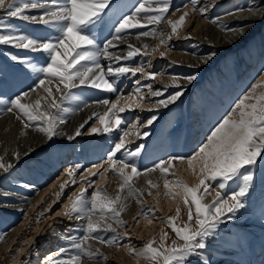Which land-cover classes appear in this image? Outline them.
I'll use <instances>...</instances> for the list:
<instances>
[{"label": "snow or ice", "instance_id": "1", "mask_svg": "<svg viewBox=\"0 0 264 264\" xmlns=\"http://www.w3.org/2000/svg\"><path fill=\"white\" fill-rule=\"evenodd\" d=\"M190 4L192 12L201 14L207 12V7H197L200 0H190ZM171 7L172 0H139L128 12L124 10L125 5L122 0H19V2L0 0V11L5 13L0 16V46H11L18 50H27L29 53L42 54L37 57L8 54L9 59L19 66V71L35 77V86L30 87L29 91L16 95L14 99L5 100L0 97V105H8L6 111L14 113L16 119L22 120L24 129L34 127L48 140L66 135L58 130L65 122L62 114L70 111L69 108L64 107L65 103L91 107L86 101L81 100L73 89L83 86L107 93H118V81L121 77L129 74L137 76L141 73L148 79H155L157 73H146L143 66L132 67L121 65L119 62L131 61L141 54L151 57L157 50V48L149 50L147 44L136 47L129 43L127 36L130 30H137L135 33L137 40L142 37H158L160 43L165 45L174 36L179 35L178 29L185 24L186 17H189L190 13L184 11L177 20H172L169 18ZM238 11H248L264 18V5H254ZM30 12L38 14H28ZM229 15L236 16L235 13ZM13 18L44 26L46 35L33 37L20 33L11 23ZM218 20L219 18L214 19L212 23H217ZM165 21L171 26L167 40L163 38L164 32L157 31L156 27L150 28ZM249 26L242 23L228 30L244 35L245 29ZM221 27L227 28V25L221 24ZM104 32H107L108 36H104ZM121 44L127 45L126 52L111 51ZM215 56L216 53L211 52L208 59ZM102 60L117 62V65L109 63L105 66L101 63ZM195 79H197L195 74L183 77L185 83H191ZM180 80V77L171 78V85H166L165 89L171 86L177 91L166 99H159L157 101L159 107L166 108L183 95L182 89L185 84ZM136 84L134 91L136 96H140L139 101H136L134 96L124 97L118 93L115 102L110 103L107 98L98 102L104 107V111H94L88 120L95 117L102 127H91V133H111L113 128L120 129L124 121L119 114L124 113L126 109L141 108L142 88L139 86V80ZM146 87L152 97L164 96L163 90H153L151 84H147ZM33 96L36 97L34 100ZM122 99L125 104L119 106ZM129 100L134 102L128 103ZM148 110L153 111L152 108ZM156 119L157 117L153 115L147 120V125H151ZM88 120L81 123L74 134L67 135V138L71 140L82 135L81 130L85 128ZM133 129H136L135 125L133 128L122 130L123 134L109 149L104 163L93 165L96 171L92 168L87 170L91 176L101 180L104 179L105 172L111 171L116 175L120 181L116 195H110L106 188L96 186L89 199L86 198L87 188H81L71 199L70 206H65L64 210V215L70 219L75 216L85 221L84 234L74 243L78 254L68 255V250L61 248L47 258V264H83L84 257L90 260L102 257L106 261L107 256L99 248H93L88 243L90 240L110 247H127L130 254L138 259L146 258L150 264H186L190 257L195 256L199 259L197 250L206 247V238L213 234L225 218L232 219L238 210L245 207L244 198L252 185L254 168L258 161L264 164V159H261L264 156V75L209 129L203 141L187 158L173 156L141 172L133 158L140 156L144 145L138 144L135 149H130L126 142ZM21 134L27 135L26 132ZM134 134L139 137V130L136 129ZM143 135L147 136L148 133L145 132ZM15 156L19 159V152H16ZM185 160L194 174L198 169L199 183L195 187H189L180 179L173 182L167 178L170 169L175 167L174 162L183 163ZM12 167L11 163H7L4 157L0 156V169L7 172ZM78 167H70L66 170L67 175L72 178V184L77 182ZM157 171L164 177L163 185L168 189V195H177L172 192L173 187L183 190V202L187 206V222L183 226L176 223L180 217V209L177 208L176 216L167 218V223L177 239L172 240L171 245H168V233L161 230L159 241L153 237L137 252L130 245L120 244L118 228L125 227L127 222L122 219V213L128 208L126 203L128 197L122 194L127 191L128 196H138V203L142 202L144 190L136 188L134 181L142 175L147 177ZM81 179L89 187L95 185V181L88 176ZM230 181L237 184V189L229 193ZM211 182H217L219 191L215 192L211 203H204V195L198 193L203 189V194H210ZM67 183L66 181L65 184ZM146 183L148 195L152 194V189L159 187L158 181L150 178ZM64 186L61 185V188ZM147 211H151L153 218L155 217V210ZM147 211L144 214L145 219H148ZM109 232L113 235L106 239L103 234ZM124 235L128 236L130 233L125 230ZM63 256L68 258L61 259ZM204 264L208 262L205 260Z\"/></svg>", "mask_w": 264, "mask_h": 264}, {"label": "rangeland", "instance_id": "2", "mask_svg": "<svg viewBox=\"0 0 264 264\" xmlns=\"http://www.w3.org/2000/svg\"><path fill=\"white\" fill-rule=\"evenodd\" d=\"M138 2L139 0H122L126 12L130 11ZM247 3L248 0H225L223 3H215L207 14L208 20L212 22L214 19H220L228 12H236L241 7H246ZM188 4H190V0H172L169 16L174 11H177V9L180 10ZM206 6L208 5H204V7ZM4 14L3 11H0V16ZM28 14L38 13L30 12ZM11 23L15 25L19 31L21 29L26 30L28 35L34 37H43L46 35V30L42 25L31 24L15 18L11 19ZM165 23L166 21L161 22L158 26H150V28L156 27L157 31L164 32L165 36L163 38L167 40V33L171 31V26ZM219 23L220 21L215 24L221 26ZM231 26L232 25L229 24L225 29L227 30L228 28L234 27ZM263 31L264 25L263 28L254 31L252 35L243 42L242 46L230 48L223 53L216 62L212 63V65L203 71L202 75L194 84L182 89L183 95L175 103L169 104L166 108L153 109V111L145 109V111L142 112L139 119V128L142 134L139 137L132 138V143L129 142L131 144L127 142V146L130 149H135L138 144L144 145L140 156L133 158L141 172L173 156L187 158L193 154L197 145L203 141L209 129L227 114L230 109L234 107L235 103L250 90L251 86L264 75ZM136 32L137 30H130L127 36L129 43L136 47H142L143 44H147L149 45V50L157 48L155 40L158 39V37H142L140 40H137L135 37ZM179 33H181V31H179ZM103 35L108 36V33L104 32ZM181 35L182 36H174L168 41L167 48L179 53L186 52L197 57L206 56L211 53L210 44L203 39L193 37L189 35L188 32L183 31ZM257 37L260 38L258 39ZM253 43H255L256 47L252 50L251 44ZM120 48L123 49L124 46L122 47L120 45L118 48L111 49V51L115 52L121 50ZM126 49L127 47L125 50ZM9 53L19 54L21 56L30 55L33 57L42 55L39 53H29L27 50H18L11 46H0V97L5 100L14 99L16 95L22 94L24 91H29L30 87L35 86V77L19 71V66L9 59ZM101 63L105 66L109 63H112L114 66L117 65V62H109L106 60H102ZM170 63V56L168 53L164 57H159L156 52L152 53L151 57H146L141 54L131 61L119 62L121 65L126 64L132 67L143 66L146 73L155 72L157 75L161 74L166 77L169 76L172 71H174L175 77L180 78L192 74L196 75L201 71L200 68H192L189 67V65H183L179 62L174 64ZM173 65H175V68L172 67ZM126 79H128L127 83L125 82ZM141 79H143V82H147V84L151 85L155 81L148 79L141 73H138L137 76L129 74L125 76L123 82L118 85V93L125 87L130 89L133 83ZM161 84L162 85L153 88V90H163L164 96L154 98L166 99L170 94L177 91L176 88L171 86L165 89V86L171 85V83L163 82ZM73 92L88 104L99 102L105 98L112 101L118 97V93H107L102 90L90 89L83 86L73 89ZM154 98H152V100H154ZM7 107L8 105H1L0 113L4 112ZM64 107L69 108L70 111L62 114L65 122L61 124L59 128L67 122L70 123L71 126L69 127H71V129L74 124L77 125V128L84 122L81 121L79 123L77 121L71 124L75 114L82 105L78 106L76 103L69 104L66 102ZM83 108L85 107L81 109ZM153 115H155L157 119L151 125H147V120ZM121 118L123 119V117ZM94 122L95 117L88 120L85 128L81 130L82 135L74 139H61L56 136L52 140L42 143L35 152L21 157L16 166L10 168L3 175H0V197H3V201L0 200V249L3 248L4 243L11 240L12 231L24 221V210H26L31 201L37 197L42 185L52 184L70 165L79 166L77 168V174L79 176L78 182L83 181L81 177H84L83 173L87 168L82 164V158L91 151L98 149L99 151L95 152V154H98L90 163L94 165V163L98 164L102 162L107 158V154L112 145L118 142V137L123 134L122 130H125V124L123 122L120 129L113 128L111 133L101 132L93 134L90 132V128L94 126ZM20 127L18 135L13 138L10 136V131L12 129L11 125L1 131L2 139H0V150L4 144H7L8 147H13V145H18L25 138H39L43 136V134L37 132L34 127L24 129L23 123ZM22 132H26L27 135H22ZM145 132L148 133L147 136L143 135ZM183 148L184 152L180 153V150ZM18 151L20 152V149H18ZM6 154L8 155L9 152L7 151ZM261 159H264V156H262ZM70 160L71 162L68 166ZM173 173H175V175L169 173L167 176V178L172 181L180 179L189 187H195L199 183V181L194 183L185 180L178 172ZM114 177L113 180H106L100 184V187L106 188L107 192L113 196L116 195L120 183L119 178L116 175ZM89 178L92 179V181H96V177L92 176ZM149 178L159 183L158 188L152 189L154 192H157L155 195H148V193H145V189L148 187L146 180ZM34 180L38 182V185L34 184ZM163 181L164 177L158 171L151 173L147 177L143 175L138 177L134 181L135 186L138 189L144 190V195L142 197L144 199L137 205L135 201H138V196H128L127 191L122 194L128 197L126 201L128 208L122 213V219L127 223L124 228H118L121 237V245H130L138 252L143 245L153 237L158 241L161 230L168 233V245H171L172 240L177 239L171 226L167 223L168 217L176 216V209L169 208L164 203L166 197L162 196V194L166 192L167 189L164 187ZM78 182L74 184L75 186L68 182L62 194L56 196L58 197V201L67 200L69 197L74 198L81 190H77L81 184V182ZM211 184L212 187L209 189L210 194H203V189L198 193V195H204V203H211L215 197V192L219 191L217 182H211ZM96 186V183L92 187L84 183L82 188H87L86 198L90 199ZM173 188L172 191H174ZM233 189H237V184L230 181L229 193ZM180 198L182 201L179 208L180 217L176 220V223L179 226H183V224L187 222V206L183 202L184 192L180 195ZM244 202V208L238 210L232 219L225 218L224 222L218 225L213 234L206 238V247L197 250L199 259L195 256L190 257L186 264H204L205 260L208 264H240L241 262L245 264H264V164H261L259 161L254 168V179L248 194L244 198ZM134 203L135 205L133 207L132 205ZM50 206H52V208L48 211L47 208ZM61 207L62 202L53 204L52 201H48L44 202L38 209H33L31 215L28 217L27 227L25 226L24 230L30 228L31 231H34L31 226L40 221L36 216H44L45 212L48 211L49 217L41 218V220L46 218L48 220H46L43 227L41 226L39 230L38 228L35 229V231H37L34 234V238H32L29 243L26 241L27 245L25 250L21 251V253H17L20 249L16 241L11 243L14 246L9 247V249H11V252L15 255L17 264H40L43 262L44 256L54 245L56 240L60 245L59 249H67L68 255L78 254L77 250L74 248V243L82 238L85 221L77 219L73 227L70 229L67 228L68 219L62 214H59ZM149 209L155 210L154 218L152 212L147 211ZM130 210H132L133 214L132 221H130V217H128ZM146 211L148 219L153 222V226H150V230L145 227L144 221L146 219L144 218V214ZM134 217H138V219H134ZM125 230H127L130 235L125 236ZM50 231H56L53 237H49L48 232ZM29 232L30 231L27 233ZM22 233L21 235L24 234ZM103 235L107 239L113 234L109 232ZM19 237L20 235L17 236V238ZM88 243L91 244L93 248H99L107 256V260L105 261L102 257H97L94 260L84 257L83 264L84 262H89L90 264H126L127 255L124 256L121 253L111 250V248H116L117 250L119 247H125H110L106 244H100L95 240H90ZM242 250H245L243 254L241 252ZM250 253L253 255L252 257H249ZM19 254L21 256H19ZM131 256L134 255L131 254ZM67 258L68 256L61 257V259ZM145 262L150 264V261L146 258ZM0 264H7L4 257H0Z\"/></svg>", "mask_w": 264, "mask_h": 264}, {"label": "bare ground", "instance_id": "3", "mask_svg": "<svg viewBox=\"0 0 264 264\" xmlns=\"http://www.w3.org/2000/svg\"><path fill=\"white\" fill-rule=\"evenodd\" d=\"M224 1L225 0H200V4L197 5V7H204V5L207 4L208 6H206L207 7L206 13L201 14L199 12H192L191 4H188L187 6L182 7L179 11H174L169 16V18H171L172 20H177L179 18V16L183 14L184 11H188L190 13V15H189V17H186L185 24L178 29V31H181V33H179V35H177V36H182L181 34L183 31V32H188V34L192 35L193 37L203 39L205 42L210 44V46H211L210 48L212 50L211 52L216 53L215 57L208 59L209 54L206 56L197 57V56H193V55L186 53V52L179 53L177 51H172V49L171 50L168 49L167 45L161 44L160 38L155 40V43L157 44V50L155 52L157 53V55L159 57H164L168 53V55L170 56V62H171L170 64H172V63L174 64L176 62H179V63H182L183 65H189V67H190V65H192V68H200L201 69L200 73L196 74L197 79H195L191 83H185L183 78H181L180 82L182 84H185L184 88L194 84L195 81L198 80V78L202 75L203 71H205V69L207 67L212 65V63L216 62L217 59L220 56H222L223 53H225L228 49L242 46L243 42H245L252 35V33L254 31H258L260 28H263L264 18L260 17L259 15H253L251 12H248V11H238L237 10L236 12H233V11L228 12V13H226L225 16L221 17L218 20V21H220L219 24H223V25H227V26L230 24V25L234 26L233 28H236L238 25H241L242 23L250 25L249 27H247L245 29L244 35H239L238 33H233L232 31L228 30L229 28L226 30L224 27L217 26V24L210 22L208 20L207 14L209 13L212 5H214L215 3L216 4L217 3H223ZM241 1H243V0H241ZM254 5H264V0H248L246 7H241L240 9L252 7ZM229 13H235L236 16L234 17L232 15H229ZM165 24L169 25L167 22ZM19 32L24 33V34H28L26 30H22V29ZM263 33H264V31H263ZM257 38L259 39L260 37H257ZM121 46L122 47L124 46V48L123 49L120 48L121 50H117L115 52L124 53L127 51V49L125 50V48L127 47L126 44H121ZM254 47H256L255 43L251 44L252 50ZM161 53H165V55H161ZM205 60H207L206 63H205ZM172 67L175 68V65H173ZM172 77H175L174 71H172L171 74L167 77L163 76L161 74L156 75L154 80L155 81L158 80V81H156V82L154 81L152 83V88H155L159 85H162L161 83H163V82L172 83V81H171ZM123 79H124V77L120 78V80L118 81V85L121 82H123ZM127 80L128 79L125 80L126 83L128 82ZM142 80L143 79H141L139 81V86L142 88V94H143V100L141 101V108H134L132 110L126 109V111L124 113L119 114L124 119V124H125L124 129L126 130V129L133 128V126L135 125L136 129L139 130L140 135L142 134V132L140 131V128H139V126H140L139 119L142 115V112L148 108H152V109L163 108V107H159L157 104V101L160 98L152 97L150 95L147 87H146L147 82H143ZM156 83H157V85H156ZM154 85H156V86H154ZM136 87H137V84L133 83L132 87H130V89H127L126 87L123 88V90L120 91V94H122L124 97L134 96L135 100L139 101L140 96H136L135 91H134ZM35 98L36 97L33 96V100ZM152 98H154V100H152ZM116 99L110 101V103L115 102ZM133 102H134L133 100L128 101V103H133ZM43 103L44 102L42 101V104ZM69 104H72V103H69ZM124 104H125V101L122 99L120 101L119 106H124ZM89 105H91V107H86L83 109H81L82 108L81 107L80 108L81 110L79 109L77 111V113L75 114V117L73 118L71 124L73 122H77V121L80 123L81 121L83 122L85 120H88V118L90 116H92V113L94 111H97V110H99L100 112L104 111V107L100 106L98 102H92ZM0 108H1V105H0ZM5 111L6 110H4V112L0 113V139H2L1 138V136H2L1 131H3L9 125L12 126V129L10 131V136H12V138L16 137L19 133V129L21 128L20 126L23 123L22 120L16 119V116L14 113L8 112V111L5 112ZM94 123L95 124L93 127H102V125H100L96 120ZM69 126H71V125H70V123L67 122L65 125L60 127L59 131L64 132L66 135H60L57 137L61 138V139H66L67 135H73L77 125L74 124L72 129ZM136 129H133V133L130 134V136L126 138V142H128V144L132 143L131 142L132 138L137 137L134 134ZM46 141H48V139H46L44 136H41L39 138H35V137L25 138L18 145H13V147H8L7 144H4V146L0 150V156H3V157L5 156L4 160L7 163H11L14 167V166H16V164L18 163V161L20 160L21 157L32 154L41 146L42 143H44ZM129 142H131V143H129ZM18 149H20V152L18 151ZM7 151L9 152L8 155L6 154ZM17 151L20 154L19 159H16V156H15V153ZM98 151H99L98 149H95L94 151H91L88 155H86L84 158H82V160H81L82 164L85 165V167L87 168L86 171L83 173L84 176L92 177L90 175V173H88V171H87L89 168H92L93 171H96V169L93 168V164H91L90 162L98 154V153L95 154V152H98ZM183 152H184V148L182 150H180V153H183ZM70 159H72V158H70ZM106 159L107 158H105L102 162H100L98 164L94 163V165L103 164ZM70 162H71V160L68 162V166H69ZM174 163H175V167L173 169H170V173L178 172L179 174H181V176L184 177L185 180L190 181V182L195 183V182L199 181L198 169H197V173L194 174L189 169V166H188L186 160L183 163H180L179 161L174 162ZM70 167H77V166H73V165L71 166L70 165L69 167H67V169ZM67 169H65L52 184L42 185V187L40 188V190L38 192L37 197H35L34 200L31 201V203L27 207V209L24 210L25 211L24 221L17 228H15L12 231L11 240L7 243H4L3 248L0 249V257H4L7 261V264H17L15 255L11 252V249H9V247L14 246L11 243H13V241H16V243L20 249V250H18L17 253H21V251L25 250V247L27 245L26 241L29 243L30 240L32 238H34V234L37 231V230L35 231V229L38 228V230H39L41 228V226L43 227V224L46 222V220H48L47 218L44 220H41V218L42 217H49L48 211L52 208V206L47 208L48 211L45 212L44 216H41V215L36 216V218L40 221L38 223L34 224L33 226L30 225L31 228L34 229V231H31L30 228H28L27 230H24V227L25 226L27 227L28 217H29V215H31V212L33 211L34 208L38 209V207H40L44 202H48V201H52L53 204H57V203L62 202V207L59 210V214H62L64 217H66L68 219L67 228L70 229L71 227H73V225L77 221V218H75V216H73V218L70 219L68 216L64 215L65 206H70L72 198L69 197L67 200H63V201L59 202L58 197H56L57 195H61L62 192L64 191L65 186H66V184H65L66 181L70 182V184H72L71 183L72 178L67 175V172H66ZM4 173H6V172L3 169H0V175H3ZM114 176L115 175L111 171L105 172L104 173V179L101 180V179H98L96 177L95 183L97 186L100 187V184H102L106 180H110V181L113 180L115 178ZM78 177L79 176L77 174V177H76L77 182L79 180ZM80 182H81V184L77 190H80L84 186V182L79 181L78 183H80ZM34 184L38 185V182L34 180ZM61 185H65V186L63 188H61ZM72 185H74V184H72ZM147 189H148V187H147ZM147 189H145V193H148ZM173 189H174V191H172V192L176 193L177 195H168L167 194L168 189H167V191L164 192L162 194V196L166 197L164 199V203L169 208L177 209V208H180V204L182 202L180 195L183 193V190L181 188H177V187H174ZM2 193H3V191H2ZM156 193L157 192H154L152 190L153 195H155ZM143 199L144 198H142V200ZM0 200L3 201V197H0ZM135 203L137 205L138 201H135ZM135 203L132 205L133 207H134ZM20 207H22V206H20ZM128 217H130V221H132V219H133L132 218L133 217L132 210L129 211ZM144 222H145V227L148 230H150L151 229L150 226H153V222L151 221V223H149V219H146ZM28 231H30V232L27 233ZM55 232L56 231L48 232L49 237H53ZM21 233L23 235H21ZM18 235H20L19 238H17ZM160 235H161V233L159 234V237H160ZM158 241H159V238H158ZM59 247H60V245H59V243H57V240H56L54 242V245L50 248V250L44 256L43 262H41L40 264H47V258L49 256H52L53 254L57 253ZM111 250L114 252L116 251L117 253H121L124 256L127 255L128 257L126 258V260H127L126 264H148V262H145V258H139L138 259L135 256H131L127 247H125V248L119 247L117 250H116V248H111ZM241 252L243 254L245 252V250H242ZM19 256H21V255L19 254ZM252 256L253 255L250 253L249 257H252ZM84 264H90V263L84 262ZM240 264H245V263L241 262Z\"/></svg>", "mask_w": 264, "mask_h": 264}]
</instances>
